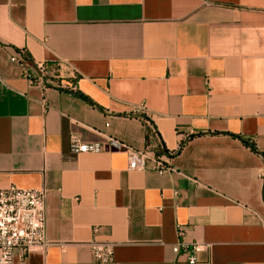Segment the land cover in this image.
Wrapping results in <instances>:
<instances>
[{
	"label": "crops",
	"instance_id": "obj_1",
	"mask_svg": "<svg viewBox=\"0 0 264 264\" xmlns=\"http://www.w3.org/2000/svg\"><path fill=\"white\" fill-rule=\"evenodd\" d=\"M18 51L57 77L30 85ZM72 136L104 150L72 154ZM111 139L144 152V169ZM9 185L45 189L54 243L14 264H188L180 240L210 245L194 264H264V0H0Z\"/></svg>",
	"mask_w": 264,
	"mask_h": 264
},
{
	"label": "built area",
	"instance_id": "obj_2",
	"mask_svg": "<svg viewBox=\"0 0 264 264\" xmlns=\"http://www.w3.org/2000/svg\"><path fill=\"white\" fill-rule=\"evenodd\" d=\"M10 60L18 63L22 76L28 80L30 85L45 88L51 84V79L58 75L57 67L48 63H39L30 70L22 51L15 53ZM144 123L147 127L148 138L158 140V135L152 125L146 119ZM107 147H115L126 152L129 170L144 169L146 159L144 152L133 150L112 139L107 142ZM68 148L72 154L99 153L104 150V145L96 142L84 143L72 136L69 139ZM159 150L164 151L161 144H159ZM164 155L169 156L163 152L154 159L158 173L171 170L169 163L163 159ZM177 234L180 238L183 235L181 225H177ZM52 245L54 243L46 238L45 189L43 187L18 188L15 185L0 188V264H14L16 250L20 252L21 258H24L32 250L46 253ZM209 246L207 243L197 241L185 243L180 240L172 247V251L183 255L188 264H194L197 261V254L208 250ZM88 247L97 262L111 261L112 252L108 244L91 242Z\"/></svg>",
	"mask_w": 264,
	"mask_h": 264
},
{
	"label": "trees",
	"instance_id": "obj_3",
	"mask_svg": "<svg viewBox=\"0 0 264 264\" xmlns=\"http://www.w3.org/2000/svg\"><path fill=\"white\" fill-rule=\"evenodd\" d=\"M245 143H247L246 141H244Z\"/></svg>",
	"mask_w": 264,
	"mask_h": 264
}]
</instances>
